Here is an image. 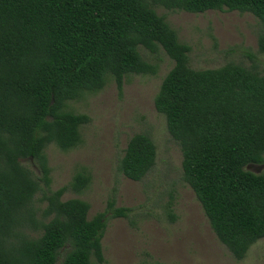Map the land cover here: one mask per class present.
Listing matches in <instances>:
<instances>
[{
  "label": "trees",
  "instance_id": "obj_1",
  "mask_svg": "<svg viewBox=\"0 0 264 264\" xmlns=\"http://www.w3.org/2000/svg\"><path fill=\"white\" fill-rule=\"evenodd\" d=\"M157 6L252 13L260 22L258 52L247 53V66L228 60L195 69L191 46ZM140 46L152 54L163 49L174 62L155 107L181 148L182 181L217 238L242 260L264 237V170L247 169L264 163V69L257 59L264 53V0H0V264L104 261L109 218H128L132 208L116 206L112 196L89 218L88 201L63 195L81 193L90 174L78 171L69 184L50 189L45 150L51 143L70 150L81 141L90 116L68 110V101L100 91L109 78L122 92L127 75L157 73ZM28 158L40 176L22 163ZM156 163V142L139 132L116 167L140 181Z\"/></svg>",
  "mask_w": 264,
  "mask_h": 264
},
{
  "label": "rangeland",
  "instance_id": "obj_2",
  "mask_svg": "<svg viewBox=\"0 0 264 264\" xmlns=\"http://www.w3.org/2000/svg\"><path fill=\"white\" fill-rule=\"evenodd\" d=\"M156 10L166 16L180 41L191 46L190 64L195 69L219 67L228 60L247 66L251 63L247 53L258 52L260 22L252 13H194L162 6ZM139 50L158 64L155 75H127L122 92L109 78L100 91L85 92L67 102L68 110L86 113L90 121L81 127L76 147L47 146L50 189L69 184L78 171L85 170L91 176L88 187L81 193L68 190L63 199L88 201L89 218L104 211L112 196L116 206L132 208L128 218H109L102 239L104 261L94 259V264H264V237L251 246L244 259L236 260L217 238L194 190L182 181L181 148L154 102L174 62L163 49L156 54L141 46ZM257 59L264 69V53H258ZM139 132L149 133L156 142L157 163L142 180L135 181L120 173L116 164L130 137ZM21 161L41 175L31 158ZM247 169L259 173L264 163L250 164ZM42 197V192L37 193L40 208L46 204Z\"/></svg>",
  "mask_w": 264,
  "mask_h": 264
},
{
  "label": "water",
  "instance_id": "obj_3",
  "mask_svg": "<svg viewBox=\"0 0 264 264\" xmlns=\"http://www.w3.org/2000/svg\"><path fill=\"white\" fill-rule=\"evenodd\" d=\"M250 165V164H249Z\"/></svg>",
  "mask_w": 264,
  "mask_h": 264
}]
</instances>
